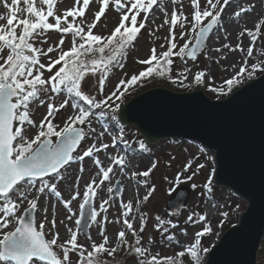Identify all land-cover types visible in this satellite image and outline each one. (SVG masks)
<instances>
[{"label":"snow or ice","instance_id":"obj_1","mask_svg":"<svg viewBox=\"0 0 264 264\" xmlns=\"http://www.w3.org/2000/svg\"><path fill=\"white\" fill-rule=\"evenodd\" d=\"M233 2L204 0L202 4V0H190L192 11L189 14L185 13L182 3L179 9H172L170 16L165 11L163 24L157 29L169 26L166 50L158 52L153 46L148 58L136 61L146 67L130 76L124 73L106 94L113 70L125 67L129 48L134 47L141 30L146 28L159 0H98L99 9L90 23L85 16L91 0H83L82 6H79L81 0H75L76 6L62 14H58L57 0H0V6L6 10L5 14H0V20L6 21L0 25V264H73V255L75 264H125L117 258L122 251L133 257L127 264H203L202 254L208 253L209 248L203 247L202 238L213 234L208 212L189 211L183 223L203 226L194 233L193 241L183 245L180 251L173 255L151 252L156 237L144 235L150 219L154 220L152 228L159 234L161 244H180L174 232L177 228L183 236H188L187 227H180L179 207L169 213L168 218L159 214L150 217L147 211L141 210L157 191L158 186L151 178L158 169L159 159H153L144 171H131L129 179L146 190L142 198L137 190L133 199L124 201L120 181L111 184L114 168L119 167L123 173L133 167L130 157H135L137 149L150 152L144 140L125 139V128L118 113L126 95L154 77L167 79L182 88L207 85L218 95H231L249 81L259 82L264 77V48L257 49V42L264 36V13L256 16L251 28L245 26L238 31V42L234 46L226 42L205 50L210 34L224 28V14ZM235 2L237 8L231 15L237 19L255 12L257 7L252 3L244 7L241 0ZM172 3H180V0H172ZM110 7L120 14L118 24L108 34L95 32ZM49 18L54 22H49ZM177 28L180 30L178 38ZM52 30L61 34L54 45L49 44L47 35ZM149 34L155 35L151 30ZM69 35L71 46L65 50L63 46ZM228 35L225 32V41ZM245 36L249 40L246 49L242 46ZM160 48L165 45L161 44ZM224 50L240 52L243 56L239 69L233 63L232 73L223 79L220 87L210 83L213 79L210 69L195 72L189 81L192 69L186 66L188 60L196 62L198 55L203 53L205 59H213L219 65L221 60L228 58ZM209 51L221 55L210 57ZM52 53H56L55 57ZM173 58L185 65L177 69L176 75H173ZM222 71L227 72V68ZM58 98L61 102L56 103ZM37 102L40 107L47 105L46 114L39 122L33 118L32 106ZM61 110L67 112L62 126L54 122ZM94 121H103L99 132L93 126ZM112 127L119 130L118 135H111ZM106 136L110 137V142H105ZM88 140L92 142L87 143ZM118 141L128 151L110 153L108 150L115 148ZM100 153H104L107 164ZM86 158L92 161L94 175L90 173L82 194L73 190L65 199L58 188L65 179L62 170L75 163L83 174ZM175 159L171 156L165 161V168H171ZM199 159H189L171 180L166 174L161 177L162 181L174 185L167 189L168 192H175L182 183L192 182L193 190L202 187L199 194L213 198L215 168L202 183L193 182L206 167L205 163H195L193 170L194 161ZM205 159L212 160V157ZM80 179L82 175L76 177L77 181ZM106 182L110 184L108 198L101 199L97 207L96 197ZM114 192L120 199L118 215L113 221L107 214L116 203ZM46 193L54 196L66 210L65 218L59 221L68 233L62 242L57 229L56 204H51L52 218L49 220V207H42L40 203ZM38 211L43 215L39 224L36 221ZM220 215L227 219L229 213L224 211ZM173 216L177 219H172ZM137 218L138 228L134 226ZM65 220L74 221L75 229ZM109 223L120 225L114 241L105 234ZM93 225L99 229L100 242L92 238ZM81 233L87 243L80 242Z\"/></svg>","mask_w":264,"mask_h":264},{"label":"rangeland","instance_id":"obj_2","mask_svg":"<svg viewBox=\"0 0 264 264\" xmlns=\"http://www.w3.org/2000/svg\"><path fill=\"white\" fill-rule=\"evenodd\" d=\"M83 0H81V4L79 6H82ZM181 3L183 4L184 10L186 14H189L192 9L190 7V0H180V3L173 4L172 0H159V3L157 6H154V11L150 14L149 22L147 23L146 28L142 29L138 39L134 42V47L129 48L127 59L125 62V67L121 69H114L113 74L110 76L109 81L106 86V94L108 91H110L114 85L118 82V79L121 78L124 73H127L129 76L133 73H138L140 70H143L146 66L141 65L137 63V59H146L150 55V49L155 46L157 48L158 52L166 50L167 40L166 37L168 36L169 32V26L164 25L163 27H160L157 29L158 25H162L164 21V12L167 11L170 13L173 8L179 9L181 6ZM204 3V0H202V4ZM252 3L257 5L255 12L249 13L247 15L242 16L241 18L237 19L233 17L231 14L232 12L237 8V3L233 2V4L227 9L226 13L224 14V28L221 30H216L212 34H210L209 39L206 42V49H211L214 47H219L223 43H231L233 46L238 42L237 39V33L239 30L243 29L245 26L251 28L252 27V21L256 18V16L264 13V0H241V5L244 7H248V4ZM23 7V5H20ZM73 6H76L75 0H57L56 8L58 10V14H62V12L68 8H71ZM99 9V3L98 0H91L90 8L86 11L85 19L87 22H91L94 19V13L98 11ZM6 10L0 6V14H5ZM71 19V18H69ZM120 19V14L114 10V8L110 7L109 10L101 17V20L99 22L98 27L94 30L97 33H103L108 34L110 31L118 24ZM49 22H54L52 18H49ZM77 22H79V18H77ZM6 21L0 20V25L5 24ZM152 31L155 33V35H150L149 31ZM179 28L176 29L177 32V38L179 37ZM223 32H227L228 40L225 41ZM48 38H49V44H56L58 43L60 39V33L52 30L48 32ZM217 37H219V41L217 42ZM71 36L69 35L65 39L64 49L67 50L71 46ZM182 43V41H181ZM164 44L165 48H160V45ZM249 40L247 36L243 38V47L246 49L248 47ZM45 48L48 47V45H44ZM264 48V36L260 38V40L257 42V49ZM224 52L227 54L228 58L226 60H221L220 64L217 65L213 59H205L203 53H200L198 55V59L196 62H193L191 60H188L187 67H190L192 69V74L189 76V81L192 79V75L195 74V72L200 70H211V76L213 79L210 81L212 86L220 87L222 85V81L224 78H226L229 74L232 73L231 65L233 63L236 64L237 70L239 69L242 56L243 54L240 52L236 53H227V50H224ZM254 54H258L254 53ZM53 57H55L56 53L51 54ZM221 53H216L209 51L210 57H217L220 56ZM174 59V67H173V75H176L177 69H181L185 67L184 63L180 61L178 58ZM222 68H227V72L222 71ZM47 75V73H46ZM253 81L246 82L244 85H242L240 88L236 89L235 92L243 88L249 83H252ZM182 92L180 93H193L196 91H204L206 95L216 101L224 100L231 95H218L215 92L210 91L209 87L207 85H197L190 88H182ZM234 92V93H235ZM179 93V92H178ZM223 98V99H222ZM132 99L129 97H125L124 103L121 105L120 110H122ZM61 102V98H58L56 103ZM34 116L33 118L39 122L40 119H42L43 115L46 114L47 105L45 104L43 107H40L38 102L32 106ZM119 110V115H120ZM67 112L64 110H61V112L57 115V119L54 121L55 123L61 124L63 123V120L66 118ZM111 125V121H108ZM101 122H93V126L97 129V132L101 130L100 124ZM124 128H125V139L132 140L133 142L136 139H142L145 141L146 145L149 147L150 152L144 153L141 152L139 149H137V154L135 157H130L132 159V165L133 167L131 169H125L123 173H121L119 167L114 168V172L111 177V184L114 185L116 181L119 179L122 180V186L124 188L123 192V199L124 201H127L129 199H133L135 197V194L137 190L139 191V195L142 198L143 195L146 194V190L143 187H139L135 184L134 181L130 180L129 177L131 176V171H144L148 166H150V163L153 159H159L160 164L158 166V169L154 171L152 174L151 180L154 181L157 184V191L155 192L154 196L151 197L147 204L141 206L142 211H147L149 213L150 217H154L156 214H159L165 218H168V214L172 211H169L167 208L168 202L173 198V196L177 193L178 190L181 188H188L191 191L190 198L186 204L181 210L180 215L178 217L180 221V227H187L188 229V236L185 237L180 233V229L177 228L174 230V232L177 235L178 240L180 241V244H176L175 242H172L171 244H168L165 242L164 244H161L159 234L154 231L152 228V224L154 223V220L150 219L146 233L144 234L145 237L148 234H152L156 237V243L151 246V252L153 254H156L159 252L161 255H173L174 252H178L181 250L182 246L186 243L192 242L194 233L197 230H200L203 225H185L183 221L186 219L189 211H196L200 213L208 212L209 216L208 219L210 220L212 227H213V234L205 236L202 238V245L210 250H212L220 241L222 236L229 231L231 228L234 227V225H238L240 221L241 214L244 213V211L248 208V202L242 198H240L238 195H236L233 191L229 190L225 187H215L213 198L207 199L204 196H201L199 193L203 191V188H198L196 190H193L191 188L192 182H186L182 183L178 187H176L175 192H168L167 189L170 187H174V185L169 184L167 181H162L161 177L163 175H168L169 180H171L175 173L179 171L184 163H186L189 159L192 157H200L198 161H194L193 163V170L195 168V163H205L206 167L203 169V174L199 175L195 178L193 182L202 183L205 178L211 173V170L215 168L217 169V163H216V154L214 151H210L206 148H203L199 144H195L192 142H188L186 140L178 139V138H168V139H161L157 140L153 143H148L143 136L137 130V128L133 124H124L123 122H120ZM119 130L115 127L111 128V135H118ZM91 140H88L87 143H91ZM105 142H110V137H105ZM133 146L135 144L133 143ZM201 149H204V152L201 153ZM110 153L113 154H119L122 152H127L125 145L121 142H117V145L115 148H110L108 150ZM102 161L107 164L108 161L104 159V153L99 154ZM171 156H175L176 159L172 161V167L171 168H165L164 162L169 160ZM205 157H212V160H206ZM213 161H215L213 163ZM85 169L86 171L81 174L78 171L79 165L78 164H72L67 167L66 170L63 171V175L65 179L61 181L58 184L59 190L62 192V195L65 199L69 198V192L76 190L80 191L81 194L84 191V186L87 182H89L90 179V173L94 175V166L92 164L91 159L86 158L84 161ZM216 173V171H215ZM215 173L213 175V184H215ZM78 175H82V179L79 181L76 180V177ZM78 184V187H76ZM110 186L108 182L105 183L102 190H99V194L96 197L95 203L96 206H99V202L101 199H107L108 193L107 188ZM216 186V185H215ZM128 188V189H127ZM114 199L116 203H113V206L109 209L108 217L109 220H115L118 215V201L120 197L114 192L113 193ZM41 206H48L49 212H48V218L51 220L52 218V210H51V204H56L57 206V229L60 233L62 242L64 239L68 237L67 230L65 229L64 225L59 224L60 220H63L66 215V210L63 209V205L56 200L54 196L51 194H45V197L41 198ZM215 204L216 207L213 208L212 205ZM236 205H239V208H236ZM27 205H25L26 207ZM73 207H76V202H74ZM227 211L229 213L227 219L222 217L220 215L221 212ZM172 219L176 220L177 217L173 216ZM43 219L42 212L38 211L36 213V221L37 224H39L40 220ZM65 223L68 224L69 227H72L75 229L74 221L69 222L65 220ZM135 227H139V222L137 218V222L134 225ZM50 227V225H46V228ZM106 235L109 236L110 240H115V233L119 230L120 225H117L115 223H109L106 226ZM92 238L96 240L97 242H100L101 237L99 236V229L96 225H93L90 229ZM48 238H51L50 236ZM129 239L131 237L129 236ZM79 240L82 243H87L86 237L83 233L80 234ZM148 246V245H145ZM125 252H121L118 254V259H120ZM203 256V264H206L207 258L205 257V254H202ZM73 264L76 262V257L73 255ZM257 264H264V238L260 247V250L258 252V258H257Z\"/></svg>","mask_w":264,"mask_h":264},{"label":"water","instance_id":"obj_3","mask_svg":"<svg viewBox=\"0 0 264 264\" xmlns=\"http://www.w3.org/2000/svg\"><path fill=\"white\" fill-rule=\"evenodd\" d=\"M130 102L120 112L124 124L135 125L148 143L178 138L214 151L215 183L248 202L238 225L222 236L206 264H257L264 238V77L220 101L204 91L157 88ZM190 194L188 188L178 190L168 210H181Z\"/></svg>","mask_w":264,"mask_h":264},{"label":"trees","instance_id":"obj_4","mask_svg":"<svg viewBox=\"0 0 264 264\" xmlns=\"http://www.w3.org/2000/svg\"><path fill=\"white\" fill-rule=\"evenodd\" d=\"M157 88H164V89H168V90H171V91H174V92H179V93L183 91L182 87L178 86L177 84L171 83V81H169L167 79H164V78H161V77H154V78H151L148 81H146L142 86L136 87L135 90L131 92V94L127 95V97H129L130 99L133 100L137 96H139V95H141V94H143V93H145V92H147V91H149L151 89H157ZM234 92H235V90H234ZM226 96H228V95H226ZM120 112H121V110H120ZM118 116H119V121L122 122L121 115H119V113H118ZM137 130H138V128H137ZM215 187H218V186H215V184H213V188H215ZM205 247H207V246L205 245ZM209 253H210V249H209V252L205 254V257L207 259H208ZM131 259H133V257H130L127 253H125L120 258V260L124 261L125 264H127V261H129Z\"/></svg>","mask_w":264,"mask_h":264},{"label":"bare ground","instance_id":"obj_5","mask_svg":"<svg viewBox=\"0 0 264 264\" xmlns=\"http://www.w3.org/2000/svg\"><path fill=\"white\" fill-rule=\"evenodd\" d=\"M223 33H225V32H223ZM130 103H131V102H130ZM130 103H129V104H130ZM129 104H128V105H129ZM128 105H127V106H128ZM127 106H126V107H127ZM126 107H125V108H126ZM125 108H124V109H125ZM119 181H120V183L122 184V180L119 179ZM127 189H128V188H127Z\"/></svg>","mask_w":264,"mask_h":264}]
</instances>
